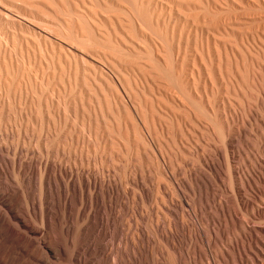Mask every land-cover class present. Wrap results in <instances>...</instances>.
Here are the masks:
<instances>
[{
	"label": "rangeland",
	"instance_id": "374dc122",
	"mask_svg": "<svg viewBox=\"0 0 264 264\" xmlns=\"http://www.w3.org/2000/svg\"><path fill=\"white\" fill-rule=\"evenodd\" d=\"M12 144L47 147L54 174L58 159L89 163L94 186L100 177L93 170L102 168V183L123 204L105 207L109 216L119 215L116 244L135 229L161 240L157 224L175 220L176 239L183 247L200 244L204 264H221L204 233L217 234V248L238 255L235 234L222 236L235 217L224 151H234L229 163L245 185L257 181L245 190L253 201L264 185V0H0V155L6 160ZM34 155L17 154L21 161H37ZM6 160H0V246L6 243L0 264H63L69 218L55 204L64 193L51 186L55 238L49 240V229L25 210ZM9 210L39 228L37 234L16 226ZM247 219L252 239L249 229L264 228V218ZM49 242L58 260L45 255L42 245ZM98 254L84 253L83 264Z\"/></svg>",
	"mask_w": 264,
	"mask_h": 264
},
{
	"label": "bare ground",
	"instance_id": "6f19581e",
	"mask_svg": "<svg viewBox=\"0 0 264 264\" xmlns=\"http://www.w3.org/2000/svg\"><path fill=\"white\" fill-rule=\"evenodd\" d=\"M217 128L219 127L217 126ZM46 148L43 146L31 147L12 144V158L6 160L2 157V155H0V160L3 162L4 160H6L8 162L7 164L10 166L9 174H11L12 176L10 177V179H12V181H16L15 183H18L21 186L20 191L22 192L21 194L23 196L22 200L25 210H30L33 218H35L40 223V225L49 229V240L50 238L52 240L55 238L53 232V221H51L49 214L50 209L47 208L49 206L48 204H51V186H53L54 189H57V187L59 186L60 189L58 191L64 193V196L62 195V202L58 201L57 199L55 204L61 209L62 215L66 214V217L69 218V222H67L69 224L66 227L64 226V230L68 233L67 242L69 243L70 248L68 254L66 255V258L62 261L63 264H83L84 253L91 250L95 251L96 249H98V252H100V254L94 257L91 262H89L91 264H204V252L200 244L197 245L195 242H193L189 245V247H183L176 239V236L174 234V231L177 230L175 220H169L168 223L164 226H161L159 223L157 224L156 229L161 233V240L155 239L153 241L151 240L150 234L148 232L146 233L142 230L135 229L132 234H127L129 237L127 236L126 241H121L116 244L114 236H117V234L121 233L122 231V227L118 224L119 215L115 212V214L113 213L111 216H109V214L105 210V207L109 206L110 203L111 208L112 204H114V206L121 205L120 207H122L123 204L119 203L118 205L116 196L110 193L109 186H105L102 183V168L101 170H93L95 174L100 177L95 186L91 183L90 175L88 174V171L90 169L87 166L89 163L86 164L81 159L76 158L74 161H70L67 158H57L59 163V165L57 164L58 173L54 174L51 166L53 162L49 163L47 161L48 156L51 155V153ZM21 151L25 153H36V155L34 156L38 157V160L36 161L30 158L28 161H21L17 156V154ZM224 155L226 157V163L229 166V193L231 202L234 207L235 217L230 218L231 229H223L222 236L226 238L229 233L235 234L234 241L232 243V249L236 252L239 251V253L237 255L232 251L218 249L217 242L219 238L215 233H213L212 239H209L204 233L207 247L209 251H212V248L215 249L216 255L221 261V264H239L240 260L243 261L242 264H264V228H257L255 226L251 227L249 230L254 236V238L251 239L249 237V234L247 233L246 226V223L249 221L247 217L255 219L257 218V220H259L260 218H264V209L257 208L256 211L254 210V205L256 203L259 202L261 204H264V185L262 186L263 193L259 197L255 196L253 198V201H249L248 199L244 198L246 187H254L257 181H255L254 179H248L247 185H245L244 182L238 177L237 171L229 163V160L234 155V151L226 148L224 151ZM60 161H63V167L61 166ZM250 166L253 168V164H250ZM24 168H30L31 170H33L34 174L30 176H28L29 174L26 175L24 172ZM70 168H73L75 170L73 177L65 181L62 180L61 176L67 175ZM3 176L4 174L1 175L0 173L1 183L3 182L1 180L3 179ZM55 177L58 178V182H56ZM4 182L6 183V180ZM30 184H34V188L36 190L35 192L32 191L33 186L31 188L32 190H29ZM118 187L119 186H117V188ZM56 193L57 191L55 190V194ZM205 200H207V198H205ZM198 204L200 208L199 213L201 215V220L205 221L203 217L205 207L201 206V202H199ZM85 208L88 209V211L85 212ZM102 209H104L105 212H102ZM165 210L168 211V208L165 207ZM169 213L170 215H175L172 211H170ZM254 214H257V217H255ZM183 216L184 211H182L181 215H178L177 217L179 219H182ZM9 217L13 220L16 226L21 227L22 229L24 228L29 236L37 234L39 228L34 226H26L27 224L25 225L23 220H21L15 214L11 213L10 210ZM255 222L258 223V221ZM182 225L184 226L183 223ZM186 229L190 231L188 228ZM7 233L9 234V232ZM129 233H131V231H129ZM105 235H110L114 241H109L106 243L100 241L101 243L98 244L96 242V238L98 239L99 237H101L102 240V237ZM86 236L89 240H86L85 242L84 239L86 238ZM3 237L4 236H2V238ZM33 238H35V236ZM50 242L47 244L44 243L42 245L43 251L47 257H51L50 259L58 260L55 256V254L57 253H54L50 247ZM48 244H50V246ZM0 245H2V243ZM25 245L28 244L25 243ZM3 246H0V249L5 247ZM2 250L4 251V249ZM33 251L36 252V250ZM33 251L31 250L30 253H32ZM34 252L32 253V256H36L37 252ZM9 253L7 254L9 255ZM1 256H3V254ZM9 259L7 258V260Z\"/></svg>",
	"mask_w": 264,
	"mask_h": 264
}]
</instances>
